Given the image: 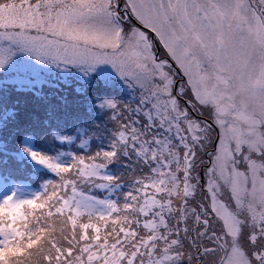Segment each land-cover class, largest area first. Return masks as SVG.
<instances>
[{
    "label": "snow or ice",
    "instance_id": "1",
    "mask_svg": "<svg viewBox=\"0 0 264 264\" xmlns=\"http://www.w3.org/2000/svg\"><path fill=\"white\" fill-rule=\"evenodd\" d=\"M0 264H264V0H0Z\"/></svg>",
    "mask_w": 264,
    "mask_h": 264
},
{
    "label": "trees",
    "instance_id": "2",
    "mask_svg": "<svg viewBox=\"0 0 264 264\" xmlns=\"http://www.w3.org/2000/svg\"><path fill=\"white\" fill-rule=\"evenodd\" d=\"M41 181H36V182H34L33 183V185H32V187L33 188H39V183H40Z\"/></svg>",
    "mask_w": 264,
    "mask_h": 264
},
{
    "label": "rangeland",
    "instance_id": "3",
    "mask_svg": "<svg viewBox=\"0 0 264 264\" xmlns=\"http://www.w3.org/2000/svg\"><path fill=\"white\" fill-rule=\"evenodd\" d=\"M33 188V187H32ZM39 188H33V190H38Z\"/></svg>",
    "mask_w": 264,
    "mask_h": 264
}]
</instances>
